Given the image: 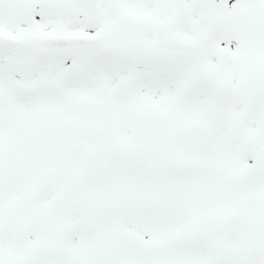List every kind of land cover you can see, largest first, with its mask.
I'll return each instance as SVG.
<instances>
[{
  "label": "snow or ice",
  "instance_id": "1",
  "mask_svg": "<svg viewBox=\"0 0 264 264\" xmlns=\"http://www.w3.org/2000/svg\"><path fill=\"white\" fill-rule=\"evenodd\" d=\"M0 264H264V0H0Z\"/></svg>",
  "mask_w": 264,
  "mask_h": 264
}]
</instances>
